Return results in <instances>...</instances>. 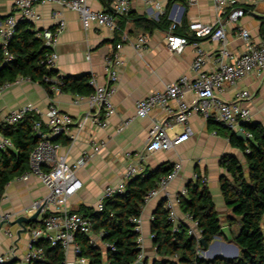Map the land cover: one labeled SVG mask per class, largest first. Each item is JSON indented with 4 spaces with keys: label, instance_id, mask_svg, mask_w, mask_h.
<instances>
[{
    "label": "crops",
    "instance_id": "crops-1",
    "mask_svg": "<svg viewBox=\"0 0 264 264\" xmlns=\"http://www.w3.org/2000/svg\"><path fill=\"white\" fill-rule=\"evenodd\" d=\"M15 1L0 0V18L14 12ZM87 1L94 10L109 9L111 4L109 2L106 7L101 0ZM169 2L170 0H162L163 8L169 9L168 18L171 13L174 14L177 11L181 21L186 20L188 25L193 22L213 23L218 16L212 0H197L194 4H190L189 0H173L171 4ZM240 3L246 7L245 15L237 22L227 23L225 26L228 47L236 56L244 52V42L237 35L239 27L250 31L252 41L256 45L264 43L260 34L264 21V0L258 2L241 0ZM35 12L39 19L28 21L34 25V30L38 34L45 30H54L61 20L66 23L55 48L59 57L54 68L60 75H91L98 84H103L107 78L105 57L114 51L117 44H123L120 52L124 64L120 69L117 90L113 97L116 113L108 119L107 127L99 128L91 120L86 119V113L89 110L87 96L72 93L54 96L58 108L69 113L74 120L69 132L53 138L54 142L60 144V154L66 157L69 164H74L84 154H92L89 161L76 170L77 176L83 182V187L70 198L69 208L76 211L83 205L96 209L105 187L118 183L130 164H145L151 169H158L164 162L180 163V171L169 184L170 193L173 196L178 195L196 173H200L206 178L222 227H228L230 238L223 235L214 243L215 238L212 246L202 251L204 257H237L238 255H233L229 248L225 247L237 246L232 238L239 229L236 224L237 217L226 205L221 191L220 180L227 173L220 162L224 155L230 154L238 157L244 164L243 152L234 146L225 134L214 133L215 127L201 114H192L186 124H175L168 129L169 135L174 136L183 133L186 126L191 127L193 134L188 140L170 150L157 151L148 155L146 142L149 127L155 119L169 117L171 112L176 111L177 103L171 101L167 109L156 108L146 117L136 116L137 101L146 98L155 90L163 89L182 75L192 80L195 78L196 72L192 69V65L197 55L196 48L193 45H187L180 53L172 52L166 43L169 30L156 28L151 33H146L136 26L132 17L121 18L125 19L123 30L96 24L85 29L76 11L58 3L38 4ZM130 12L132 15L146 16L154 20H158L161 16L153 5L143 0H132ZM184 33L190 39H195L190 29ZM140 35H146L148 43L139 51L130 41ZM125 37L129 38V41L124 40ZM196 39L208 56L206 70H216L220 43L210 37ZM243 90L251 93V99L242 102L251 110V122L264 127V73L254 72L241 79L235 86L226 85L220 93V98L229 102L235 101L237 94ZM193 98V92H188L187 99L193 100ZM49 102L48 93L39 83L29 79L13 83L0 93V124H4V118L10 111L27 104L35 106L43 115ZM129 118L132 121L120 130ZM44 119H46L45 116ZM71 135L75 136L74 140L70 138ZM0 137H4L1 132ZM102 142L105 145L98 152H94L93 146ZM47 193V187L35 175L15 178L5 188L0 201V211L14 213L17 216L16 219L21 216H33L35 212L27 211V209L31 207L33 201L44 198ZM160 199L161 196L152 198L144 206L141 214L140 242L142 252L149 258L150 264L155 256L151 219ZM176 212L179 221H186L185 214L179 206L176 207ZM38 218L40 219V215ZM188 224L190 225L189 222ZM30 226L27 224L28 229L24 230L17 223L3 224L0 228V255L13 254L14 259L9 262H21L28 250Z\"/></svg>",
    "mask_w": 264,
    "mask_h": 264
},
{
    "label": "built area",
    "instance_id": "built-area-1",
    "mask_svg": "<svg viewBox=\"0 0 264 264\" xmlns=\"http://www.w3.org/2000/svg\"><path fill=\"white\" fill-rule=\"evenodd\" d=\"M131 1L110 0L109 10H94L87 0H16L14 12L0 18V44L3 48L5 62H10L14 59L8 50V43L16 32L18 22L22 19H39L35 12V7L38 4L43 5L55 2L65 8L76 11L85 29L90 28L92 24L117 29L118 17L129 13ZM143 1L153 5L159 11V15L165 13L162 0ZM196 1L189 0L190 4H194ZM258 1L254 0V2ZM212 2L218 14L213 23L201 24L193 22L189 24L195 39L175 33L174 30L181 25L182 21L177 11L169 15L172 25L166 36L168 49L172 52L180 53L187 45H193L197 50V55L192 65L196 76L192 80L188 76L182 75L167 84L163 89L155 90L146 98L136 102V116L138 117H146L159 107L167 109L171 101L177 103L176 111L171 112L167 118L155 119L149 127L146 142L148 155H152L157 151L170 150L188 140L193 134L191 127L186 126L183 133L175 134L174 136L169 135L168 129L175 124H186L192 114H201L205 119H212L234 133L244 132L246 139L252 138V134L245 128V124L251 122V110L242 103L251 99V93L248 90L240 91L235 101L232 102L220 98V93L226 85L235 86L241 79L251 73H264V43L256 45L252 41L250 31L244 27H239L237 35L244 42V52L237 56L234 55L228 47L225 26L227 23L237 22L245 15L244 6L240 3L241 0H212ZM65 27V21L61 20L54 30H45L38 34L44 38L45 44L51 48V54L47 59L49 66L54 67L58 60L59 56L55 48L57 39ZM201 37H210L220 43L219 55L216 58L218 68L214 71H208L205 68L208 56L196 39ZM124 40L129 41V38L125 37ZM130 42L136 50L140 51L146 47L148 38L146 35H140ZM122 47V43L117 44L114 51L105 57L107 74L105 83L98 84L93 77L90 80V83L94 86V91L87 96L89 110L86 113V119L91 120L99 128L107 127L108 119L116 113L113 97L117 90L119 72L124 64L120 52ZM24 79L28 78L19 77L12 83L1 85L0 93L11 84L19 83ZM53 91L55 95L63 93L57 86L53 87ZM188 92H193V100L187 99ZM32 113L39 115V119L34 123V131L40 140L31 154L30 168L21 178H27L31 174L37 176L47 187L48 193L44 198L33 201L31 207L27 209V211L36 212L43 206L40 214L41 221L29 227L30 241L27 253L23 260L16 264H30L34 260L42 259L44 251L38 246V242L41 239L48 240L52 246L60 245L63 248L66 255L64 264H88V259L81 256V248L76 241V234L82 232L89 235L92 238V242H99L103 233L96 236L92 231L90 220L82 214L72 211L68 206V202L83 187V182L77 176L76 170L86 164L92 154H84L74 164H69L66 157L60 154V144L54 142L53 138L69 132L74 120L69 113L58 108L54 98H50L48 108L43 115L35 106L27 104L10 111L5 116L4 123L9 125L16 124ZM44 116L46 119H44ZM131 121V118L127 119L120 130ZM214 133L217 132L215 131ZM70 138L74 140L75 136L71 135ZM104 145V142L94 145V152H98ZM12 147L13 143L10 139L0 137V149ZM145 166V164L128 165L122 179L118 183L105 187L96 209L102 210L105 198L124 192L128 180L142 173ZM180 169L181 164L175 163L173 170L162 176L158 185L151 189L145 197V205L152 198L158 196L167 198L166 206L169 209L170 218L175 222L176 226H179L181 221H179L176 212V207L179 206L180 201L178 195L173 196L170 193L169 184L176 178ZM203 180L206 182L205 177ZM181 193L186 194V188ZM16 217L14 213L0 211V228L3 224L15 220ZM185 219V222L190 223L188 234L195 236L198 243H200L201 233L198 228V222L190 214H185ZM132 221L136 224V230L140 234L142 231L141 216L133 218ZM102 245L108 246L103 243ZM199 253L204 257L202 251ZM144 258L145 256L142 252L138 261ZM13 259V254L0 255V264Z\"/></svg>",
    "mask_w": 264,
    "mask_h": 264
},
{
    "label": "trees",
    "instance_id": "trees-1",
    "mask_svg": "<svg viewBox=\"0 0 264 264\" xmlns=\"http://www.w3.org/2000/svg\"><path fill=\"white\" fill-rule=\"evenodd\" d=\"M101 1L108 7L110 0ZM244 9L246 12L245 6ZM168 14L169 9H166L158 20H154L132 15L129 11L127 15L119 17L118 28L123 30L125 27V19L121 18L132 17L136 26L146 33H151L156 28L170 31L172 21ZM188 29L189 25L184 20L174 32L184 35V31ZM260 34L264 41V21ZM8 50L14 59L5 62L0 44V86L24 77L39 83L50 98H54L53 87L56 86L63 93L79 96H89L94 91V86L90 83L91 75L63 76L47 64L51 48L28 20L18 22L16 32L8 43ZM38 119L39 115L32 113L16 124H2L1 133L12 141L13 147L0 149V201L6 186L30 168L31 154L40 140L34 131V123ZM208 122L215 127L217 133L225 134L244 155V164L238 157L230 154L224 155L220 162L227 173L220 180L224 201L241 221L238 233L232 238L239 248V254L235 258H205L200 255L199 252L207 250L220 234L222 225L207 182H204L200 173H196V177L185 186L186 194L180 192L178 199L181 211L190 214L198 222L204 242L198 243L195 236L188 234L190 226L187 222L181 220L179 226H176L166 206L167 198L162 197L151 219L155 252L151 264H264V127L258 123H246L245 128L252 134V138L242 140L236 133L214 120L208 119ZM173 168L174 163L171 162H164L158 169L145 166L142 173L128 180L124 192L104 199L102 210L83 205L76 210L90 220L96 236L103 233L96 243L87 234H76L81 256L88 259V264H135L138 261L142 247L139 242L140 234L132 219L141 216L146 195ZM34 224L36 223H30ZM102 243L108 246H103ZM38 246L43 249L44 257L30 264H64L66 255L60 245L52 246L48 240L41 239ZM145 261L150 264L148 257H145Z\"/></svg>",
    "mask_w": 264,
    "mask_h": 264
},
{
    "label": "water",
    "instance_id": "water-1",
    "mask_svg": "<svg viewBox=\"0 0 264 264\" xmlns=\"http://www.w3.org/2000/svg\"><path fill=\"white\" fill-rule=\"evenodd\" d=\"M1 127H2V125L0 124V132H1ZM236 135L239 138H241L242 140H246V136H245L244 132L239 131L236 133ZM42 209H43V206H41L35 212V214L33 216H21L15 220L11 221L10 223H12V224L17 223V224L21 225L24 230H27L28 229L27 224H30L33 222L39 223L41 221V219H39L38 217L41 214ZM223 235H226L228 238H230L228 227H222L221 228L220 234L215 237L216 239H215L214 243L217 242L218 239ZM203 242H204V240L202 238H200V243L203 244ZM211 246H212V244L210 245V247ZM135 264H146L145 258L141 261H137Z\"/></svg>",
    "mask_w": 264,
    "mask_h": 264
},
{
    "label": "rangeland",
    "instance_id": "rangeland-1",
    "mask_svg": "<svg viewBox=\"0 0 264 264\" xmlns=\"http://www.w3.org/2000/svg\"><path fill=\"white\" fill-rule=\"evenodd\" d=\"M236 222H237L236 224H237L238 229H240V227H241V221H240V218L239 217H237ZM235 230L237 231L236 226H235ZM225 247L226 248H229L230 253H232L233 255H238L239 254V248L237 246H235V247H233V246H228V247L225 246Z\"/></svg>",
    "mask_w": 264,
    "mask_h": 264
}]
</instances>
